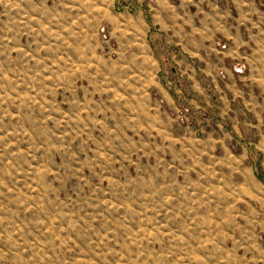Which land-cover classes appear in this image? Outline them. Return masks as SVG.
<instances>
[{
  "label": "rangeland",
  "instance_id": "obj_1",
  "mask_svg": "<svg viewBox=\"0 0 264 264\" xmlns=\"http://www.w3.org/2000/svg\"><path fill=\"white\" fill-rule=\"evenodd\" d=\"M160 1L0 0V264H264V0Z\"/></svg>",
  "mask_w": 264,
  "mask_h": 264
},
{
  "label": "crops",
  "instance_id": "obj_2",
  "mask_svg": "<svg viewBox=\"0 0 264 264\" xmlns=\"http://www.w3.org/2000/svg\"><path fill=\"white\" fill-rule=\"evenodd\" d=\"M156 2H155V13H156V15H155V17H153V23L155 24V26H157L158 28H161V29H163V28H165V18H163L162 16H161V13H160V11H161V8L159 9V6L161 5V1L160 0H155ZM166 2V3H168V1L167 0H163V2ZM101 5H103V2H99ZM163 4V3H162ZM145 31L143 32V38L146 40L147 39V34H148V28L146 27L145 29H144ZM138 32V31H137ZM137 32L136 31H133V36L134 37H138V34H137ZM135 47V46H134ZM149 48H150V46H149ZM149 52L150 53H152V51H151V49H149ZM201 52V50L200 49H197V50H195V53H200ZM139 53H141V51L139 52ZM146 53H148V52H146ZM236 69H239L240 70V68H236ZM239 150H240V152H242L243 151V147L241 146V147H239ZM242 154H243V152H242Z\"/></svg>",
  "mask_w": 264,
  "mask_h": 264
}]
</instances>
